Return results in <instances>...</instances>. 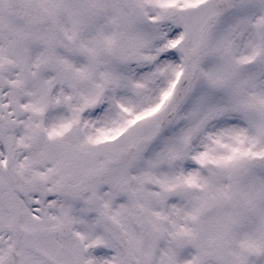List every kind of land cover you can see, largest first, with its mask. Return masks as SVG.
Returning a JSON list of instances; mask_svg holds the SVG:
<instances>
[{"label": "snow or ice", "instance_id": "obj_1", "mask_svg": "<svg viewBox=\"0 0 264 264\" xmlns=\"http://www.w3.org/2000/svg\"><path fill=\"white\" fill-rule=\"evenodd\" d=\"M0 264H264V0H0Z\"/></svg>", "mask_w": 264, "mask_h": 264}]
</instances>
